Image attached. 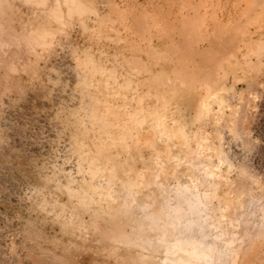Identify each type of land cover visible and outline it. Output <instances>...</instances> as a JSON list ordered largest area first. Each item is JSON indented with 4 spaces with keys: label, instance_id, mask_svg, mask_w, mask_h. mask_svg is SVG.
<instances>
[{
    "label": "rangeland",
    "instance_id": "rangeland-1",
    "mask_svg": "<svg viewBox=\"0 0 264 264\" xmlns=\"http://www.w3.org/2000/svg\"><path fill=\"white\" fill-rule=\"evenodd\" d=\"M73 1L0 0V264H164L198 194L264 264V0Z\"/></svg>",
    "mask_w": 264,
    "mask_h": 264
},
{
    "label": "bare ground",
    "instance_id": "bare-ground-1",
    "mask_svg": "<svg viewBox=\"0 0 264 264\" xmlns=\"http://www.w3.org/2000/svg\"><path fill=\"white\" fill-rule=\"evenodd\" d=\"M69 1H70L71 5L74 4L71 2V0H69ZM74 1L77 2L75 6L78 8H76L73 5L75 8L71 6L70 10L71 11L74 10V11L79 12L82 9V5H80L81 7L78 6L79 5L78 2H80L79 0L78 1L74 0ZM80 4H81V2H80ZM77 9H79V10H77ZM98 68H97V70H98ZM216 97H218L219 99L223 98L220 95H216ZM223 99H225V98H223ZM169 107H170L169 104L166 103L161 108H156L154 110H151V112L149 111V114L151 115V118H152L151 120L154 119L155 121H157V123L159 124V127H160L159 130L161 129V132L166 133V134H168L169 131L171 132V130H169V126H168V118L171 115ZM154 125H156V124H154ZM180 129L181 128L178 129L179 133H180V131H182L181 134H184L183 136H185V133H183L185 131H183L182 129L180 130ZM156 131H158V130H156ZM158 132H160V131H158ZM128 183H130V182H128ZM128 183H126V184L131 187L132 184H128ZM126 184H125V186H127ZM129 188H127V189H129ZM195 196L197 197V195H195ZM199 197L200 196L198 194V199H194L195 198L194 197L193 199L189 198L188 200H186L184 198L185 203L179 201L180 203L179 204L177 203L175 205V207L173 208L172 212L174 214H172L171 211L168 212L167 221L165 223H163L164 225H162V228H164V230L161 233L162 236L159 235L161 237V238L159 237L160 240L165 242V247H166L165 248L166 257H165V259H163L164 264H222V255L226 256L227 253L225 250L227 249V251H228L230 249V245L228 243L232 242L234 239L232 240L230 238L231 240L228 239V240H230V241H228L227 239H220L219 238L220 241H218L219 239L217 240L219 242V244H220V242L227 240L226 243L228 244L229 249L225 247L226 249L223 250L221 248V250L220 251L218 250V252H217L216 248H218L219 246L217 245L218 247H216L215 245L218 242H215V240H214L215 245H213L212 242H208L207 239H205V237L203 238L201 236V234H204L203 232H205L202 230V228H204V226L208 225V223L205 224V222H207L206 221L207 217L205 218V216L203 215L204 211H206L205 207H203L204 201L202 200L203 201L202 202L201 199H199ZM202 203H203V205H202ZM185 204H186V206H185ZM203 208H204V211H203ZM152 214H154V212H151V215ZM160 214H163V213L161 212V213H158L157 215L155 213L154 214L155 216L152 215L150 218V220H151L150 222H153V221L157 222L158 216ZM187 215H189V217H186ZM203 223H204V226H203ZM167 224H168V227H167ZM140 227H141V230H139V231H142L143 227L139 225L138 228H140ZM159 227L161 228V226H159ZM169 228H170V230H172L171 231L172 233L171 232L169 233V231H167ZM197 228L201 229V231H202L201 234L198 235V237H197V232H199V231H197ZM207 228H209V227L207 226ZM190 230H191V233H190ZM209 231H210V229H209ZM167 232L169 234H171L170 236H172L174 238L173 240H171V241L169 240V235ZM206 232H207V230H206ZM210 232H212V231H210ZM210 232H208V233H210ZM208 233H206V234H208ZM213 234H215V233H212L208 236H214ZM220 234L221 233H219V235ZM216 235H218V234L216 233L214 238L217 237ZM208 236H207V238H210ZM172 237H170V238L172 239ZM199 237H202V238H199ZM221 237H223L222 234H221ZM232 243H231V245H232ZM222 244H225V242ZM223 246H221V247H223ZM218 249H220V248H218Z\"/></svg>",
    "mask_w": 264,
    "mask_h": 264
}]
</instances>
